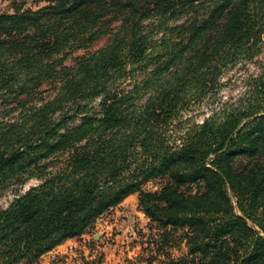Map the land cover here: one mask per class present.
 I'll use <instances>...</instances> for the list:
<instances>
[{
	"label": "trees",
	"instance_id": "16d2710c",
	"mask_svg": "<svg viewBox=\"0 0 264 264\" xmlns=\"http://www.w3.org/2000/svg\"><path fill=\"white\" fill-rule=\"evenodd\" d=\"M12 1L0 14V192L40 184L0 210V264H38L134 194L168 231L160 253L182 232L185 256L164 264H264V70L202 124L178 123L256 55L264 0Z\"/></svg>",
	"mask_w": 264,
	"mask_h": 264
},
{
	"label": "rangeland",
	"instance_id": "374dc122",
	"mask_svg": "<svg viewBox=\"0 0 264 264\" xmlns=\"http://www.w3.org/2000/svg\"><path fill=\"white\" fill-rule=\"evenodd\" d=\"M12 0H0V14L12 13ZM18 4L22 0H17ZM25 9L39 10L46 3L41 0H23ZM182 24L184 18H180ZM107 38L99 41L91 51H95L106 44ZM84 51L74 53L67 65L71 66ZM264 70V42L259 45L256 55L250 60H244L227 71L221 78L218 94L210 100L209 96L193 103L189 108L180 113L178 123L181 127L191 124H202L220 104L232 102L249 90L250 81ZM131 81L126 83L129 87ZM40 184L31 180L18 191L0 192V210L6 209L17 194H23L30 188ZM162 186L161 182H152L145 186L147 191H156ZM150 220L139 208V196L134 194L123 203L113 208L96 221L95 226L86 235L69 240L57 247L52 252L43 256L38 264H164L167 258L180 259L187 250L182 241V232L175 234V238L168 245V255L158 251L161 237L168 231L154 229ZM170 239V236L169 238Z\"/></svg>",
	"mask_w": 264,
	"mask_h": 264
}]
</instances>
